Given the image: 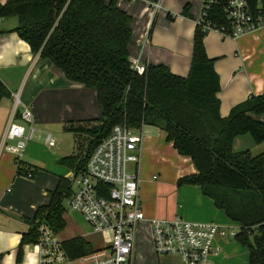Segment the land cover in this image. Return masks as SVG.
Returning a JSON list of instances; mask_svg holds the SVG:
<instances>
[{"label":"trees","instance_id":"trees-1","mask_svg":"<svg viewBox=\"0 0 264 264\" xmlns=\"http://www.w3.org/2000/svg\"><path fill=\"white\" fill-rule=\"evenodd\" d=\"M229 1L204 0L186 76L172 72L164 63H147L143 74L132 68L133 16L117 0H7L0 4V18L16 17L14 31L40 59L50 60L68 79L98 92L102 117L64 126L75 136L89 138L86 149L63 157L61 164L75 175L82 174L93 150L114 126H157L197 169V173L181 177L178 185L200 186L239 226L235 239L247 248L248 264H264V152L233 149L234 139L247 133L258 144L264 142V121L252 115L264 113V92L248 97L222 116L220 76L204 41L210 27H231L225 12ZM247 2L256 20L264 18L258 0ZM190 10L188 2L182 16L192 17ZM11 95L0 79V104ZM26 171L18 169L20 174ZM72 192V181L60 176L49 202L25 219L28 229L18 246V262L23 259L24 246L38 240L41 223L49 224L56 233L65 229L64 200ZM63 243L71 260L96 250L83 236Z\"/></svg>","mask_w":264,"mask_h":264},{"label":"crops","instance_id":"crops-1","mask_svg":"<svg viewBox=\"0 0 264 264\" xmlns=\"http://www.w3.org/2000/svg\"><path fill=\"white\" fill-rule=\"evenodd\" d=\"M6 1L0 0V4ZM117 1L122 9L133 16V34L129 44L130 59L140 58L143 63H164L172 72L182 76L188 75L192 61L194 32L204 0ZM188 2L191 3L192 17L182 16L183 8ZM258 6L264 7V0H258ZM17 25L16 17L0 18V79L12 94L11 97L3 98L0 104L1 264H28V257L21 263L17 261L22 233L28 229L25 219L32 218L40 205L49 202L50 191L57 186L60 176L70 178L74 173L59 162L68 155L60 151V148L51 151L49 157L41 155V150H46L44 147L57 145L56 138L50 131L54 130L60 139L64 140L67 138L64 136L74 134L64 129L70 121L102 117V107L98 101L96 88L85 87L81 83L71 81L50 60L40 59L39 55L32 51L29 43L14 31ZM204 41L207 53L215 60L214 66L220 76L221 90L218 94L221 101L220 112L226 117L236 104L264 92V27L235 38L224 36L216 29H210ZM17 97L19 104L15 112ZM24 109L31 111L36 128L34 127L33 137L27 141L23 155L17 157L5 149L4 142L10 123L15 119L22 122L21 112ZM252 115L264 121V113ZM139 130L142 151L138 174L140 197L147 218L145 222L149 223L148 219L153 217L181 216L191 221L234 223L216 206L211 197L202 192L200 186L178 185L181 177L197 173V169L190 157L179 154L173 143L167 141L164 130L154 125H144ZM36 131L51 134L55 139V145L50 146L47 143V134L45 145L34 141ZM165 146L170 148L167 147L170 151L168 157L172 161L170 168L173 169V175L157 183L152 181L149 171L157 169L161 174L158 159L159 156L164 157L160 150ZM233 149L235 151L246 149L253 154H259L264 152V142L258 144L247 133L234 139ZM19 167L25 168L27 173L20 174ZM29 173L32 176H28ZM157 178L153 175L154 180ZM161 189H165L170 197L169 201L172 203L170 209H167L166 203L164 206L160 204V199L154 197ZM71 213L66 211L65 218L66 215L70 217ZM58 234L60 236V233ZM92 234L85 231L82 234L76 233L68 239L83 236L90 240L88 236ZM221 242L220 240L217 244L222 247V254L224 247ZM35 263L38 264L37 255Z\"/></svg>","mask_w":264,"mask_h":264},{"label":"built area","instance_id":"built-area-1","mask_svg":"<svg viewBox=\"0 0 264 264\" xmlns=\"http://www.w3.org/2000/svg\"><path fill=\"white\" fill-rule=\"evenodd\" d=\"M225 12L231 27L209 29L235 38L264 27V18H254L247 0H230ZM130 60L138 74L146 71L147 63L140 58ZM18 104L17 97L15 112ZM21 119L22 122L15 119L10 123L4 142L5 149L17 157L23 155L27 141L35 132L29 109L21 112ZM138 130L126 124L114 126L110 135L93 150L86 171L68 178L73 192L66 211L81 213L90 228L103 236V246L76 258L78 264H139L133 262V250L137 230L147 218L139 197L142 142L136 134ZM46 141L50 146L55 145L51 134H47ZM148 222L155 251L177 256L181 264H220L216 261L222 251L218 241L235 238L239 230L234 223L191 221L181 216L153 217ZM38 231L35 243L38 264H61L70 259L64 240L49 224L41 223Z\"/></svg>","mask_w":264,"mask_h":264},{"label":"rangeland","instance_id":"rangeland-1","mask_svg":"<svg viewBox=\"0 0 264 264\" xmlns=\"http://www.w3.org/2000/svg\"><path fill=\"white\" fill-rule=\"evenodd\" d=\"M33 126L35 127L34 124ZM50 132L56 138L57 145L56 147H47V146L44 147L46 150L44 151L41 150L42 151L41 155L44 157H49L51 151H55L58 148H60L61 149L60 151L64 152V154H68V155L80 150L84 151L89 143V138L84 135L78 137L75 136L74 134H69L64 136L67 138H64L63 140L60 139L58 133H56L54 130H51ZM46 134L47 132L39 133L38 131H36L33 140L39 141L45 145ZM136 134L140 136L141 131L140 130L136 131ZM77 145H80L81 147L79 148L77 147ZM167 147L168 146H165L163 149L160 150V152L164 155V157L159 156V159L157 158L161 164L160 166L161 174L157 169L156 170L154 169L153 171H149V176L151 177L152 181L157 183L162 182L165 179V177H171L173 175V169L170 168L172 167V161L168 157L170 154L169 151L170 148L168 147L169 148L168 149ZM47 148L49 150H47ZM164 169L165 171L163 172ZM153 175H156L158 178L154 180ZM168 196L169 195L167 194L165 189H161L159 192L155 193L154 197L156 199H160V204H163L165 206L166 203L167 209H170V207H172V203L169 201L170 197ZM140 202L143 207L141 197H140ZM155 203L157 204L156 201ZM64 205L68 207L67 206L68 198L64 200ZM67 211L71 213L70 210ZM66 218L68 219L67 226L62 232H60V238L68 239L70 236H73L76 233L82 234L85 231L88 232L90 231L91 234L92 233L93 234L88 237L90 241L94 243L95 247L103 246V236L101 235V233L94 232L91 228H89L90 226L84 220L83 216H81V214H79L78 212H72L71 216L69 217V215H66ZM221 241L224 250L221 256L219 258H216V261L222 262L224 264H248V250L245 246H242L240 243H238L235 238L227 237L225 239H222ZM36 255L38 256L37 246L34 243L27 244L24 246V256L22 261H25L26 257H28L27 260L28 264H36L35 263ZM133 262L139 264H181L179 257L173 255H167V254H158L155 251L153 240L151 237V232H150V225L147 222L142 223L137 230L135 245L133 250ZM61 264H78V262L77 260L68 259L66 262Z\"/></svg>","mask_w":264,"mask_h":264}]
</instances>
